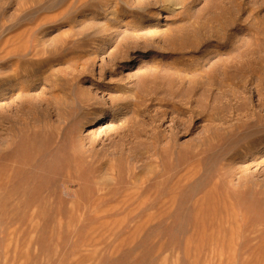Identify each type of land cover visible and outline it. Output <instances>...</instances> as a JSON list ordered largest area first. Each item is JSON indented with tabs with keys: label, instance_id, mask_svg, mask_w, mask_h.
<instances>
[{
	"label": "rangeland",
	"instance_id": "rangeland-1",
	"mask_svg": "<svg viewBox=\"0 0 264 264\" xmlns=\"http://www.w3.org/2000/svg\"><path fill=\"white\" fill-rule=\"evenodd\" d=\"M50 146L0 264H264V0H0V172Z\"/></svg>",
	"mask_w": 264,
	"mask_h": 264
},
{
	"label": "bare ground",
	"instance_id": "bare-ground-1",
	"mask_svg": "<svg viewBox=\"0 0 264 264\" xmlns=\"http://www.w3.org/2000/svg\"><path fill=\"white\" fill-rule=\"evenodd\" d=\"M14 50H17V49L15 48ZM11 52H10V54H11ZM18 64H19V61L15 63V65L19 67ZM41 64H43V63H41ZM48 137L50 140V145H53L56 142L55 135L52 133ZM48 137L43 138V140L44 139L46 140ZM33 139H32V142L31 141L29 142L30 143V146H29L30 149H28L29 153L31 155L36 154V152L38 151L37 146L34 143V141H36L37 139H34V140ZM38 141H41V139H38ZM61 149L62 148H60V150ZM60 150L59 149L55 150L53 148V146L45 148L43 150V152L45 154H43V155L40 154L41 155V161H40V166L37 169V171H34V172L24 171L22 166H21V167H15V168L13 167V170H11L10 173L0 172V186H29L33 180H40V182H43L46 179H48L49 176L58 175V172L60 173V170L62 168V166H60L61 164H60L59 160L57 159V156H58ZM53 154H54L53 160H51V159L47 160V158L52 157ZM92 161H93V159H92ZM92 161H91V163H92ZM67 172H68V176H69L68 177L69 182H72L76 178L77 175L72 173L70 170H68ZM22 173H23V175L21 176ZM44 185H46V182H43V184L40 186H44ZM101 185H98V186H101Z\"/></svg>",
	"mask_w": 264,
	"mask_h": 264
}]
</instances>
